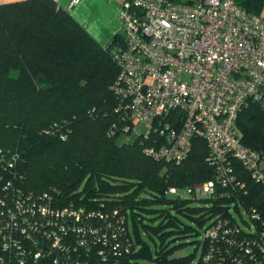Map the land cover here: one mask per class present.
Here are the masks:
<instances>
[{"label": "built area", "instance_id": "2783aa9c", "mask_svg": "<svg viewBox=\"0 0 264 264\" xmlns=\"http://www.w3.org/2000/svg\"><path fill=\"white\" fill-rule=\"evenodd\" d=\"M118 17L113 90L129 122L124 131L150 137L144 154L173 163L202 138L214 179L188 187L193 197L232 182L234 160L264 185V161L236 128L249 102L264 101V9L248 12L236 0H125ZM17 159L0 155V264H264V206L246 209L244 228L231 213L208 218L200 254L187 262L143 263L132 257L134 239L118 208L26 193L8 177Z\"/></svg>", "mask_w": 264, "mask_h": 264}, {"label": "trees", "instance_id": "16d2710c", "mask_svg": "<svg viewBox=\"0 0 264 264\" xmlns=\"http://www.w3.org/2000/svg\"><path fill=\"white\" fill-rule=\"evenodd\" d=\"M236 2L248 12L264 9V0ZM121 42L122 35L116 34L102 46L55 0L0 4V155H18L15 173L8 177L14 176L26 193H47L55 204L118 208L127 225L130 218L133 224L141 222V213L156 214L159 225L146 227L164 237L188 235L192 230L172 215L174 210L201 225L211 216L230 215L239 205L262 209L264 185L236 160L233 181L218 184L206 199L210 204H191L205 200L200 197H169L170 187L178 190L214 179L200 137L194 138L180 163L145 155L150 137L138 135L133 143H118L121 135L131 133L124 131L129 122L118 109L119 96L113 90L119 74L113 52ZM236 128L242 144L264 161V101L249 102L239 112ZM138 241L135 236V249ZM170 254L160 245L153 258L142 244L132 257L175 263L194 256L171 258Z\"/></svg>", "mask_w": 264, "mask_h": 264}, {"label": "rangeland", "instance_id": "374dc122", "mask_svg": "<svg viewBox=\"0 0 264 264\" xmlns=\"http://www.w3.org/2000/svg\"><path fill=\"white\" fill-rule=\"evenodd\" d=\"M175 1H183V0H175ZM139 129H143V126H138ZM144 131V130H143ZM138 133L132 131L129 136L121 135L118 139V143H123L125 141H130L133 143L137 139ZM262 166H264V162H261ZM86 179L84 180L85 183ZM201 183H196L194 185H198ZM188 185H184L178 187V194H170L169 197L172 199L177 198L178 196L182 199H189L191 198V194L188 192ZM144 196V195H142ZM205 200L193 201L191 204H210L206 199ZM231 214L233 218L238 222L241 227H245L246 221L249 222L250 218L245 208L238 207V209H231ZM172 215H174L182 225H186L192 228L190 234L183 235L181 233H173L168 237L161 236L159 233H154L150 231L146 225H151L153 227H157L161 221L159 217H155L156 214L150 216L146 213H141L139 218H142V221H138L136 224H133L131 218L128 220V230L130 236L135 239V236L138 237V244L136 247L140 249L142 244L146 245L147 248L151 251L153 258L156 256V248L160 245L165 247V250H171V254L169 255L172 257H180V256H187L190 254L196 253V255L200 254V247L203 241L202 238V230L205 228L206 224L208 223L207 220L204 221V224L198 225L193 219L186 216V214H181L177 211H172ZM155 217V218H154ZM172 227H166V230H171ZM198 231V232H197ZM175 238V239H173ZM148 261L147 259L143 260V262Z\"/></svg>", "mask_w": 264, "mask_h": 264}, {"label": "crops", "instance_id": "0c3cea01", "mask_svg": "<svg viewBox=\"0 0 264 264\" xmlns=\"http://www.w3.org/2000/svg\"><path fill=\"white\" fill-rule=\"evenodd\" d=\"M20 0H0V4ZM58 6L67 10L102 45L112 42L114 35L123 34V24L118 10L125 0H55Z\"/></svg>", "mask_w": 264, "mask_h": 264}]
</instances>
